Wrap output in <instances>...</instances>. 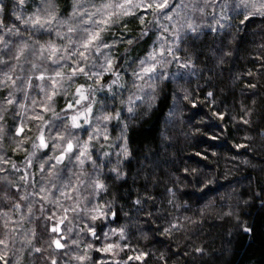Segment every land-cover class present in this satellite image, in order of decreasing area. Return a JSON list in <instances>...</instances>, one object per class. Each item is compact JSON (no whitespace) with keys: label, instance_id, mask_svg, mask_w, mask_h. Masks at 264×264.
Wrapping results in <instances>:
<instances>
[{"label":"clouds","instance_id":"clouds-1","mask_svg":"<svg viewBox=\"0 0 264 264\" xmlns=\"http://www.w3.org/2000/svg\"><path fill=\"white\" fill-rule=\"evenodd\" d=\"M0 264H264V0H0Z\"/></svg>","mask_w":264,"mask_h":264}]
</instances>
